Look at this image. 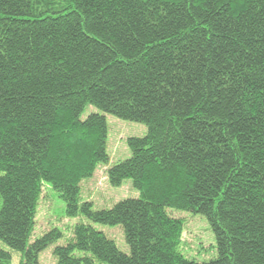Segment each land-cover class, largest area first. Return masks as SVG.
<instances>
[{"label":"trees","instance_id":"trees-1","mask_svg":"<svg viewBox=\"0 0 264 264\" xmlns=\"http://www.w3.org/2000/svg\"><path fill=\"white\" fill-rule=\"evenodd\" d=\"M89 105L147 126L107 169L139 195L109 208L79 202L109 162ZM43 182L69 216L122 225L130 248L78 223L57 264H264V0H0V241L18 264L61 236L29 242ZM168 208L207 217L216 258L179 251Z\"/></svg>","mask_w":264,"mask_h":264},{"label":"rangeland","instance_id":"rangeland-1","mask_svg":"<svg viewBox=\"0 0 264 264\" xmlns=\"http://www.w3.org/2000/svg\"><path fill=\"white\" fill-rule=\"evenodd\" d=\"M91 113H99L105 116L108 126L107 151L109 162L99 164L91 178L82 180L79 202L90 201L94 209L109 208L120 200L136 198L139 195L130 179L124 180L120 186H112L108 181L107 169L131 156L127 139L144 136L147 132V126L142 122L125 120L104 113L92 105L85 108L80 118L85 119ZM167 210L172 216L183 221V231L178 249L184 256L197 262H206L217 257L216 237L206 216L189 210L175 208H168ZM78 223L92 225L113 239L121 251L127 254L130 252L122 225L95 223L81 212L75 216H69L64 200L50 183L43 182L35 225L29 242L53 230H58L61 236L39 253L38 264H57L54 248L58 245H65L73 238L74 228ZM0 246L10 251L13 264L19 263L20 255L18 252L8 248L1 241ZM75 254L80 256L85 252L76 251ZM95 264L103 263L96 262Z\"/></svg>","mask_w":264,"mask_h":264}]
</instances>
